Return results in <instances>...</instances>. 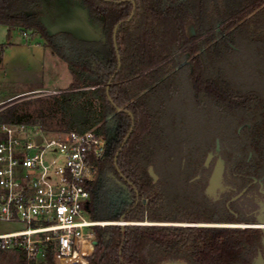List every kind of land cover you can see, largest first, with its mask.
<instances>
[{
    "label": "trees",
    "instance_id": "obj_1",
    "mask_svg": "<svg viewBox=\"0 0 264 264\" xmlns=\"http://www.w3.org/2000/svg\"><path fill=\"white\" fill-rule=\"evenodd\" d=\"M80 1L93 20L103 19L104 34L96 41L78 40L79 55L73 58L38 19L42 0H0V26L7 27L8 36L12 30L41 35L52 52L66 61L72 76L67 88L45 99L38 114L22 109L14 100L2 104L0 124H36L47 131L95 129L106 135V121L113 114L120 124V141L100 165L102 169L117 166L140 199H148L147 206L139 202L124 220L206 221L193 217L196 211L191 204L170 199L150 173V168L156 171L157 156L165 144L163 112L178 92L180 76L186 74L196 97L212 99L231 114L242 111L255 123L259 91H246L229 81L220 64L236 46L264 50V0ZM190 24L196 28L194 34L188 32ZM67 37L76 41L69 33ZM5 46L0 44V66ZM114 74L108 95L107 84ZM244 103L246 107L236 106ZM47 114L59 117L58 129L39 120ZM131 128L115 166V154ZM94 231L97 243L88 264H160L169 259L238 264L255 254L263 234L252 227L157 224L95 226ZM16 253L19 264H37L27 259L24 249L17 248ZM38 264H56L51 247Z\"/></svg>",
    "mask_w": 264,
    "mask_h": 264
},
{
    "label": "rangeland",
    "instance_id": "obj_2",
    "mask_svg": "<svg viewBox=\"0 0 264 264\" xmlns=\"http://www.w3.org/2000/svg\"><path fill=\"white\" fill-rule=\"evenodd\" d=\"M188 32L190 34L196 32L193 24L188 26ZM0 44H6L3 63L0 66V106L14 100L12 103H20L22 109L38 114V109L45 107V99L55 94L52 90L65 89L71 83L72 76L66 61L52 52V48L41 35L32 37L31 31L25 33L12 30L8 36L7 27L0 26ZM56 44L71 57H78L80 49L78 44H73L65 38L56 39ZM235 49L229 59L220 64L225 76L246 91L255 89L264 92V50L258 52L255 46H241L240 49L236 46ZM36 87L45 90L31 89ZM26 88L30 89L24 93H16ZM245 119L242 111L231 114L230 109L216 105L212 99L196 97L186 74L180 76L178 92L167 103L163 112L165 144L157 156L156 171L154 170L159 185H165L164 191L170 199L178 200V196L190 193L188 185H193L190 181L193 175L189 173V169H184V166L213 149L217 137H220L225 147L235 146L234 149H239L238 131ZM39 120L50 129L60 127L59 117L54 114H47ZM100 185L91 199L92 209L97 210V215H93L92 212L88 214L98 220L118 221L109 216L113 184L105 173L102 175ZM135 222L184 226L193 224L147 220ZM200 225L245 227V223ZM24 227L22 223L0 221V233ZM0 264H19L16 251L13 249L0 251Z\"/></svg>",
    "mask_w": 264,
    "mask_h": 264
},
{
    "label": "built area",
    "instance_id": "obj_3",
    "mask_svg": "<svg viewBox=\"0 0 264 264\" xmlns=\"http://www.w3.org/2000/svg\"><path fill=\"white\" fill-rule=\"evenodd\" d=\"M107 143L95 129L47 131L36 124H0V221L25 226L0 233V251L22 248L38 264L51 247L56 264H88L95 226L141 224L88 214L90 187Z\"/></svg>",
    "mask_w": 264,
    "mask_h": 264
},
{
    "label": "flooded vegetation",
    "instance_id": "obj_4",
    "mask_svg": "<svg viewBox=\"0 0 264 264\" xmlns=\"http://www.w3.org/2000/svg\"><path fill=\"white\" fill-rule=\"evenodd\" d=\"M44 1L42 0L39 20L45 16ZM102 20L101 18V20H93V22L102 28ZM67 34H56L54 38H65L81 47L79 39L72 35L76 39V41H73L67 37ZM259 94V101L254 103L256 108L255 123L245 119L240 125L241 127L238 131L240 137L239 149H234L235 146H233L234 148L225 147L220 137H217L213 149L208 150L204 156H199L184 166V169H189V173L193 175L190 180L193 185H188L190 193L178 196V201L189 203L195 207L196 212L193 217L206 219V221H198L189 225L206 226L200 225V223H253L257 222L259 218L264 219V92H259ZM246 105L244 103L236 106L242 108L246 107ZM106 137L107 141L110 139L111 143L110 145L107 143V150L102 160L110 157L111 152L120 141L121 128L114 115L109 120L107 118ZM217 140L220 142L219 151H216ZM121 147L117 150L114 157L115 166L117 165ZM210 153L212 155L208 159ZM219 160H222L224 164L223 178L220 185H216L209 190L211 186L209 185V180ZM104 173L113 184L110 217L114 218L116 215L118 217L121 215L125 216L139 202L147 206L148 199L145 197L140 199L137 190L117 166L114 169H102L101 165L99 166L97 179L93 186L90 187L91 199L95 190L100 188L101 178ZM161 186L164 190L165 185ZM89 212H92L95 216L97 215V210L92 209V205H90ZM263 236L264 233L255 254L249 255L247 261H242L238 264H250L259 251L264 255Z\"/></svg>",
    "mask_w": 264,
    "mask_h": 264
},
{
    "label": "water",
    "instance_id": "obj_5",
    "mask_svg": "<svg viewBox=\"0 0 264 264\" xmlns=\"http://www.w3.org/2000/svg\"><path fill=\"white\" fill-rule=\"evenodd\" d=\"M43 6L45 8V12H44L45 16L42 17L41 21L46 26L47 31L50 35L70 33L75 38L81 41H96L102 39L104 34L102 32V28L99 25L94 24L90 16L89 10L80 0H54V1L45 0ZM133 14L134 11L132 12L130 18L133 16ZM119 25L120 24H118L114 30V41L116 47H117L116 33L119 28ZM118 59H119V66L117 71L120 69L121 66L119 54H118ZM114 77L115 74L110 78L107 84L108 95ZM118 110L120 111L121 109L119 108ZM112 117L113 114L109 115L108 120L111 119ZM132 128L130 129L126 138L124 139L120 151L122 150L124 144L127 142V139L131 134ZM38 140H41L40 136H38ZM107 142L110 145L111 143L110 139H108ZM219 150H220V142L219 140H217L216 151ZM211 155L212 154L210 153L208 159L210 158ZM223 172H224V164L222 160H219L218 164L216 165L210 177L209 185L211 186L209 187V190L213 189L216 185L221 184L223 178ZM150 173L154 177V179H157V176L153 168H150ZM114 218L119 221H125L124 215H121L119 217L116 215L114 216ZM169 225H176V224H169ZM244 226L259 228L264 233V219L262 218H259L257 222L245 223ZM262 242L264 245V236L262 238ZM96 243L97 241L94 242V244ZM160 264H189V263L181 259H169L161 262ZM250 264H264V255L262 254L261 251L258 252V254L250 262Z\"/></svg>",
    "mask_w": 264,
    "mask_h": 264
},
{
    "label": "crops",
    "instance_id": "obj_6",
    "mask_svg": "<svg viewBox=\"0 0 264 264\" xmlns=\"http://www.w3.org/2000/svg\"><path fill=\"white\" fill-rule=\"evenodd\" d=\"M44 51H45V48H44ZM2 63H3V61H2ZM30 88H26V89H23V90H19V91H16V93H24V92H27L28 90H29ZM31 89H37V90H41V91H43V90H45V89H43V88H40V87H36V88H31ZM54 93H56V92H59L60 90H52ZM11 95H13V93H11Z\"/></svg>",
    "mask_w": 264,
    "mask_h": 264
}]
</instances>
